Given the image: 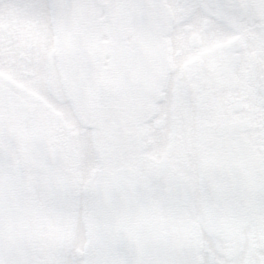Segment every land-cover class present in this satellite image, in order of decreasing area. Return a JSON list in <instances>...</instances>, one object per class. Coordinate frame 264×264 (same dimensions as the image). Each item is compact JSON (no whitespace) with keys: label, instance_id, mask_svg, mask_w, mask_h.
Segmentation results:
<instances>
[{"label":"snow or ice","instance_id":"1","mask_svg":"<svg viewBox=\"0 0 264 264\" xmlns=\"http://www.w3.org/2000/svg\"><path fill=\"white\" fill-rule=\"evenodd\" d=\"M0 264H264V0H0Z\"/></svg>","mask_w":264,"mask_h":264}]
</instances>
